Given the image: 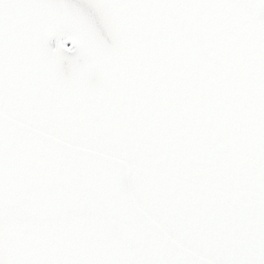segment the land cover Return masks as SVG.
Listing matches in <instances>:
<instances>
[{"label": "snow or ice", "instance_id": "1", "mask_svg": "<svg viewBox=\"0 0 264 264\" xmlns=\"http://www.w3.org/2000/svg\"><path fill=\"white\" fill-rule=\"evenodd\" d=\"M0 264H264V0H0Z\"/></svg>", "mask_w": 264, "mask_h": 264}]
</instances>
